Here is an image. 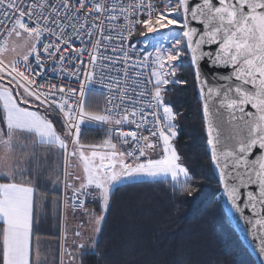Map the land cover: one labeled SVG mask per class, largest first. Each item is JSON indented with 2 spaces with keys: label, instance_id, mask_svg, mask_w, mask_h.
<instances>
[{
  "label": "snow or ice",
  "instance_id": "1",
  "mask_svg": "<svg viewBox=\"0 0 264 264\" xmlns=\"http://www.w3.org/2000/svg\"><path fill=\"white\" fill-rule=\"evenodd\" d=\"M137 27L151 49L142 56L125 47ZM212 45L215 50H205ZM185 55L204 101L207 145L223 193L250 226V243L264 264V0H165L161 7L154 0H0V148L6 155L17 148L27 153L30 142L33 157L39 146L58 150L72 203L83 207L80 197H92L104 213L114 187L125 183L170 178L191 195L192 176L172 143L177 114L164 100L167 85L187 83L175 79ZM205 59L213 68H231L230 76H219L228 83L209 84ZM66 72L78 88L48 78ZM97 84L103 107H89ZM50 112L62 115L63 134ZM85 126L104 132V139L85 142ZM150 136L162 143L158 158L149 155L158 146ZM72 158L82 169L78 188L67 181ZM27 172L26 160L0 163V264H39L32 244L36 190L22 182ZM241 189L247 190L243 207ZM104 219L93 221L97 235Z\"/></svg>",
  "mask_w": 264,
  "mask_h": 264
},
{
  "label": "trees",
  "instance_id": "2",
  "mask_svg": "<svg viewBox=\"0 0 264 264\" xmlns=\"http://www.w3.org/2000/svg\"><path fill=\"white\" fill-rule=\"evenodd\" d=\"M139 34L140 29L135 38ZM175 78L187 83L168 85L164 100L177 114L174 145L180 163L190 171V187L195 190L191 195L183 193L173 187L170 179L115 187L109 209L103 213L102 231L91 249L76 257L77 264H256L217 199L221 189L212 171L201 105L187 55ZM88 105L102 106V98L90 93ZM49 118L63 134L61 121L51 113ZM104 136L96 127L82 129L83 140L88 143L100 142ZM31 156L26 160L28 172L23 182L34 186L37 200L41 198L43 203L39 218L35 206L33 234L55 239L49 232L52 197L61 198L62 189L53 193L48 188L56 158L48 154L44 160L42 151ZM89 205L98 206V201Z\"/></svg>",
  "mask_w": 264,
  "mask_h": 264
},
{
  "label": "rangeland",
  "instance_id": "3",
  "mask_svg": "<svg viewBox=\"0 0 264 264\" xmlns=\"http://www.w3.org/2000/svg\"><path fill=\"white\" fill-rule=\"evenodd\" d=\"M157 3V7H160L163 5L165 0H155ZM159 3V4H158ZM167 31V30H164ZM149 36L154 35V34H148ZM146 37L141 36L140 34L134 37V40L136 44L142 49V54L144 51H150L151 49H145L144 47V41ZM188 56V55H187ZM185 56L181 58L180 61H177L176 64L179 66L177 68V72L180 70V63L185 60ZM10 58V57H9ZM189 58V57H188ZM176 79V78H175ZM170 85V84H169ZM168 87V85H167ZM166 87V88H167ZM165 99V98H164ZM165 104L168 105V103L165 101ZM170 106V105H169ZM43 114V113H42ZM86 127V126H85ZM94 127V126H93ZM173 146L174 145V140H173ZM71 144L69 142V150H71ZM118 147H120L118 145ZM176 149V148H175ZM19 149H15L13 152L5 154L4 150L0 148V163H17L19 158H25L27 155L21 153H18ZM161 152L154 151L151 156L152 158H158ZM56 158V163H54L53 166V171L51 173L52 178H50V187L48 188L50 191L53 193H59L60 190L63 188L65 184V175H64V161H63V156L62 154L55 149V154ZM67 171L69 173L67 177V181L69 184H76V186L79 187L80 181L75 179L77 176H82V169L79 165V162L77 159L72 158L70 166L67 168ZM163 179V178H161ZM158 179V180H161ZM170 179V178H169ZM77 180V181H76ZM142 181H153V180H142ZM119 186V185H118ZM117 187V186H116ZM115 188V187H114ZM222 193H220L217 197L218 200L222 201ZM60 198L54 196L52 197V207H51V221H50V230L49 232L55 237L53 240V243L55 242V245H49L44 251L41 250V253L45 256V259H40L42 264H77V259H66V253H71L72 252V242L70 241V234H71V229L70 227V219H69V213L67 211V204L62 203L59 201ZM63 202V201H62ZM36 208H37V218H39L42 215V210H43V203L41 201V198L37 200L36 203ZM46 229V228H45ZM46 230H44L45 232ZM70 239V240H68Z\"/></svg>",
  "mask_w": 264,
  "mask_h": 264
},
{
  "label": "crops",
  "instance_id": "4",
  "mask_svg": "<svg viewBox=\"0 0 264 264\" xmlns=\"http://www.w3.org/2000/svg\"><path fill=\"white\" fill-rule=\"evenodd\" d=\"M21 143H24V141H20ZM114 142L117 143V141L114 139ZM117 145H119L117 143ZM19 149V148H17ZM3 150V148H2ZM43 152V159L45 160L48 156L54 155L55 154V149H49L45 146H39L36 148L35 153H41ZM18 153L25 154L27 155L25 158H19L18 162L21 160H27L30 155H31V144L29 142V150L27 153L22 152L20 149L18 150ZM32 157V156H31ZM38 158V157H37ZM77 181V180H76ZM23 182V181H22ZM72 185V184H71ZM74 187L78 188L76 184H73ZM72 189V188H71ZM63 190V188H62ZM62 193V192H61ZM34 200H35V206L37 202V195L35 193L34 195ZM62 205L64 204V199H63V194H61V198L59 200ZM63 201V202H62ZM67 211L69 213V219H70V227L71 229V234H70V240L72 242V252L71 256H69L68 253H66V259H73L80 255L81 252H84L86 250H90L91 247L93 246L92 241L96 239L97 233L94 231L96 228L95 223L93 222L94 219L100 215H102L104 212L102 211V207L100 205V202L98 201V206L94 205H87L82 211H73L69 206H67ZM35 216H36V208H34V224H35ZM33 231H34V225H33ZM79 231L81 235L77 237L75 233ZM83 243L85 245L84 249H79L78 245ZM32 244L35 246L38 244L39 247V264H42L40 259H45V256L41 253V250L44 251L49 245H55V242L53 243V240L51 239H46V238H39L35 237L33 238ZM33 261H36V255H35V248L33 250Z\"/></svg>",
  "mask_w": 264,
  "mask_h": 264
},
{
  "label": "water",
  "instance_id": "5",
  "mask_svg": "<svg viewBox=\"0 0 264 264\" xmlns=\"http://www.w3.org/2000/svg\"><path fill=\"white\" fill-rule=\"evenodd\" d=\"M193 26L202 27L200 25H197L195 22H193ZM215 48H216L215 45H212L211 47L205 46L206 51L215 50ZM189 63H190V58H189ZM190 66H191V63H190ZM191 68L193 70L192 66H191ZM201 70L204 73V76L207 79V81L209 82V84L214 85V86H220L221 84L228 83V81L220 80L219 76H230L231 75V68H224V67L213 68L210 66V62L207 59L202 61ZM232 80L234 82V77L232 78ZM194 81H195V88H196L197 97H198V100H199L200 105H201V116H202V120H203V124H204L205 136H206V147H207V150L209 153L213 174L215 175V177L217 178V180L219 182V172L213 164L210 146L207 145V125H206V122L204 119V112H203L204 101L200 96L199 88H198V85L196 83L195 76H194ZM246 110L254 111L253 109H251L250 105L247 106ZM257 151H259V150H257ZM219 185H220L221 193L223 195L221 203H222V207H223V210H224L227 218L231 222L233 229L235 230V232H236L237 236L239 237L241 243L243 244L245 249L249 252L251 257L254 259L255 263L261 264V260L258 257L257 252L254 250L253 243H250L251 234H250V231L248 230L250 226H247L245 224L244 220L240 218V214L236 213L231 208L230 204L227 201L226 195H224V193H223V188H222V185L220 184V182H219ZM246 191H247L246 189H241V200H240L241 207H243V203L246 201ZM245 215L251 217L252 213L249 209H245ZM262 215H264V213H262Z\"/></svg>",
  "mask_w": 264,
  "mask_h": 264
},
{
  "label": "built area",
  "instance_id": "6",
  "mask_svg": "<svg viewBox=\"0 0 264 264\" xmlns=\"http://www.w3.org/2000/svg\"><path fill=\"white\" fill-rule=\"evenodd\" d=\"M124 2L126 4L130 3V2H134V0H124ZM154 3L156 4L155 0H154ZM157 5V4H156ZM122 23V21H121ZM138 29H140L139 27H137V31ZM136 31V33H137ZM136 35V34H135ZM135 35H133L129 41H127L125 43V47L127 48L128 45H133L139 52V54L142 56V49L138 46V44H136V42H133V38L135 37ZM74 46H77L79 47V41L77 40L74 44ZM91 49H89L90 51ZM129 51H131V49H129ZM84 60H88V56L85 55L84 56ZM65 68L68 69L70 68V65H65ZM148 75V72L146 71L145 72V76ZM49 80L52 81V82H55V83H58V84H64L66 87H71V88H78L79 86V82L76 81L75 79H70L69 78V74L66 72L65 73V76L63 78H60V77H56L55 79H53L52 75H49ZM95 91L91 92L93 94H96L98 96H100L102 98V106L103 107V104H104V101H105V97L103 95H101L100 93L103 91V89H101L100 85H94L93 86ZM161 111V115H162V109L160 110ZM51 114L55 115L60 121L61 123H63V117L62 115H56V113L54 112H50ZM153 119V117H149V120ZM174 123V122H173ZM130 129H134V126H125V130H130ZM142 135L144 136H149V132L148 131H143L142 132ZM150 140L153 142V143H156L158 146L155 148L154 151H158V152H161V147H162V143L158 141V138L157 137H151L150 136ZM117 143L119 144V146L121 148H124V147H127L125 145H122L120 144L119 141H117ZM153 150H149V155H151L153 152ZM161 154V153H160ZM141 159H146V157H141ZM62 194H63V199H64V203H66L73 211H82L87 205L91 204V203H95L97 202L98 200H95L93 199L92 197H84V196H81L80 199H83L85 202H84V206L81 207L79 205V203H75L73 204L72 203V197H73V189H71L70 187H66L65 184L63 186V190H62Z\"/></svg>",
  "mask_w": 264,
  "mask_h": 264
}]
</instances>
